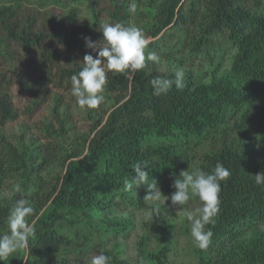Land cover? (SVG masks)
Wrapping results in <instances>:
<instances>
[{"label": "trees", "instance_id": "1", "mask_svg": "<svg viewBox=\"0 0 264 264\" xmlns=\"http://www.w3.org/2000/svg\"><path fill=\"white\" fill-rule=\"evenodd\" d=\"M154 2L149 35L158 39L147 46L146 54L153 51L166 59L167 71L146 61L131 78H108L104 93L111 96L112 105L102 108L79 148L71 152L0 141V234L8 229L7 217L17 199H27L34 209L28 217L34 231L27 256L11 254L0 264H80L94 240L100 252L112 258L111 264H130L121 258L120 244L112 250L103 245L107 237L123 239L131 219L116 221L102 213L120 203L136 209L133 191H125L123 182L138 161L146 164L149 180L160 182L161 194L169 198L175 191L174 177L186 168L211 172L219 163L229 169L230 177L221 182L219 210L205 227L212 237L207 248H197L195 264H264V186L254 178L264 172V152L254 148L258 143L264 151V0ZM127 3L111 0L112 22L130 26ZM92 13L91 23L79 25L75 9L67 18L39 21L17 5L0 6V128L18 118L12 87L28 96V109L33 111L54 89L70 88L72 75L91 52L83 51L82 34H90L98 21ZM11 45L19 48V56ZM31 58L37 63H30ZM222 60L229 64L224 75L199 76L184 70V88L153 95L152 78L174 77L169 64L185 63L194 69L198 61L209 65ZM59 117L55 111L58 131L47 130V139L67 132ZM190 142L204 146L200 164L187 162V153L193 151ZM45 155L63 168L55 187L48 190L41 187L40 177H32L45 170ZM12 183H19L21 191L14 192ZM3 189L10 194L4 196ZM158 229L160 237L165 234L161 250L149 251L148 237L142 236L136 264H168L166 241L176 231L166 225Z\"/></svg>", "mask_w": 264, "mask_h": 264}, {"label": "rangeland", "instance_id": "2", "mask_svg": "<svg viewBox=\"0 0 264 264\" xmlns=\"http://www.w3.org/2000/svg\"><path fill=\"white\" fill-rule=\"evenodd\" d=\"M127 6L132 0H127ZM155 0H135L136 10L135 12H130V26L139 27L145 37L148 39L149 44L156 41L158 37L152 38L149 35V30L153 27L154 24V12H155ZM111 0H0L1 5H17L21 11L25 13H31L36 16L39 21H42L45 18H67L69 11L75 9L77 14L79 25L89 24L94 18L93 11L98 17V21L95 26L90 31V34H82L83 40V51H91L85 47V38H90L92 41H98L102 38L101 33L99 32L101 26L105 23H117L116 21L112 22L109 18V10ZM42 23V22H41ZM170 32V31H166ZM165 32V33H166ZM173 41V40H172ZM171 43V42H170ZM148 44V45H149ZM13 51L18 54H21L19 48L11 45ZM95 58V53H91ZM166 55V53H163ZM30 63L36 64L37 60L31 58ZM167 63L166 59H161L160 67L162 70L167 71L165 66ZM177 62L174 64H169V69L175 73L176 70L182 69L183 71H195L196 75L201 76L204 72L207 76L215 77L219 74V77L224 75L227 70H229V64L225 60L220 62H214L211 64L196 62L194 69H191L190 65L183 64L178 66ZM187 65V67H185ZM198 66V67H197ZM182 67V68H180ZM122 75V74H119ZM125 77L129 78V75L124 74ZM113 75L109 74V78H112ZM209 78L205 81H208ZM204 81V82H205ZM71 86L67 90H57L54 89L51 92V95L46 100V103H43L35 110L28 109L29 98L25 94L18 91L16 86L11 88V98L14 104V107L18 111V118L14 121H10L0 128V141L4 138L8 139V142H12L13 145L27 147L29 144H36L42 146L51 145L52 148L57 150L62 149L61 152L65 150L71 152L79 148L80 139L85 135L91 125L94 124V121L99 117V113L102 108H105V105L108 107L109 104L112 105L111 96L105 95V101L100 106L95 109L83 110L78 107L75 102V98L71 95ZM105 92V91H104ZM108 99V100H106ZM57 111L60 115L59 119L64 123V127L67 130L64 136L56 137V134L53 137L47 139V130H52L56 133L58 131V123L55 122L53 118V113ZM183 143V142H178ZM177 145V144H176ZM190 148H193V151H190L188 154V164H200L199 156L203 154L204 146L200 147L198 145L190 142L188 144ZM206 146V145H205ZM60 147V148H59ZM255 150L262 155L263 145L258 143L254 144ZM46 157V155H45ZM44 157V158H45ZM47 158V157H46ZM48 159V158H47ZM45 159L46 167L42 173L33 174L32 177L34 180H37L36 177H40L41 187L48 190L55 187L57 179L63 174V168L59 166V163L56 160L47 162ZM52 160V159H51ZM43 162V161H42ZM194 171L195 168H186L185 170ZM36 178V179H35ZM17 182L21 180V177L15 179ZM32 187L33 182L29 183ZM13 183L11 184V189H13ZM157 186L162 193L163 186L160 182L157 181ZM35 188V187H34ZM4 196H8L10 192H7L3 189L2 191ZM147 194V190L143 186L134 189L132 194L133 201L132 204H136V209L132 206H128V203L117 204L109 213L103 212L102 214L106 217H109L113 220H126L127 218L131 219L130 231H127L124 234L123 239L112 240L110 237L106 238V244L103 245V249L112 250L114 245L120 244L122 251V259L128 261L130 264H136V251L138 246V240L142 236L148 237L147 248L149 251H158L161 250L162 245L165 243L164 235L160 237L159 226L166 225L168 227H173L175 235L170 237L167 243L170 244V250L167 254V263L168 264H195L197 250L196 243L191 236V222L187 219V213L193 211L195 208L200 206V202L195 199H190L188 206L183 209H177L171 205L170 199H166L167 196L162 194L159 201H152L144 199ZM166 199V200H165ZM130 202V201H129ZM158 211H154L157 209ZM63 226H67L64 224ZM264 230V226L261 227ZM8 232V229L0 236H3ZM248 234L243 235V240L247 239ZM100 253L99 245L93 241V247L88 251V253L82 258L80 264H90L91 258L94 255ZM15 258L27 256V249H20L13 253Z\"/></svg>", "mask_w": 264, "mask_h": 264}, {"label": "clouds", "instance_id": "3", "mask_svg": "<svg viewBox=\"0 0 264 264\" xmlns=\"http://www.w3.org/2000/svg\"><path fill=\"white\" fill-rule=\"evenodd\" d=\"M135 0L129 4V11L135 12ZM99 32L102 38L92 41L85 38V47L91 52L83 57L80 70L71 77V95L79 108L83 110L95 109L105 101L104 91L109 74H127L129 78L143 70L146 61L154 65L161 63V57L153 51L146 49L149 44L143 31L136 26H125L122 23H105ZM91 53H95V58ZM185 74L182 69L175 71L174 77L156 76L149 81L153 95L167 94L170 89H182ZM132 172L123 182L125 191L132 192L141 186H146L147 194L144 199L159 201L162 196L155 180H149L146 164L138 161L131 166ZM231 175L229 169L222 164H217L211 172L200 169L194 171H181L174 177L173 194L170 199L173 207L185 205L191 198L196 197L200 206L187 213L191 222V236L196 246L207 248L212 237L211 230H205L206 225L219 210V192L221 182L226 181ZM255 183L264 186V172L254 175ZM14 192L21 191V185H13ZM165 199V200H166ZM154 211H158L154 209ZM34 213L33 207L27 199H17L11 207L7 217L8 232L0 236V262L6 260L11 254L28 248L29 236L34 229L28 217ZM111 257L103 251L91 258L90 264H111Z\"/></svg>", "mask_w": 264, "mask_h": 264}]
</instances>
